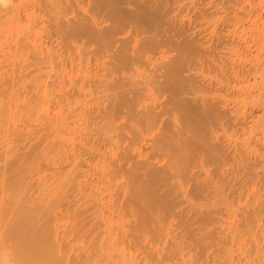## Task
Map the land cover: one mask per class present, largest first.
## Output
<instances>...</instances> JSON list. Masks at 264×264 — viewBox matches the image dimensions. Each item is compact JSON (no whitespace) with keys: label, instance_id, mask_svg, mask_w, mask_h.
<instances>
[{"label":"bare ground","instance_id":"6f19581e","mask_svg":"<svg viewBox=\"0 0 264 264\" xmlns=\"http://www.w3.org/2000/svg\"><path fill=\"white\" fill-rule=\"evenodd\" d=\"M0 264H264V0H0Z\"/></svg>","mask_w":264,"mask_h":264}]
</instances>
